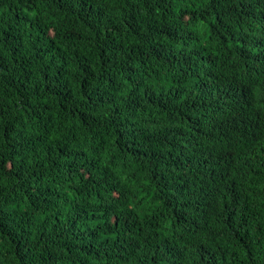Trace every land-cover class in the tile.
Listing matches in <instances>:
<instances>
[{
    "label": "trees",
    "instance_id": "obj_1",
    "mask_svg": "<svg viewBox=\"0 0 264 264\" xmlns=\"http://www.w3.org/2000/svg\"><path fill=\"white\" fill-rule=\"evenodd\" d=\"M247 36L264 0H0V264H264Z\"/></svg>",
    "mask_w": 264,
    "mask_h": 264
},
{
    "label": "clouds",
    "instance_id": "obj_2",
    "mask_svg": "<svg viewBox=\"0 0 264 264\" xmlns=\"http://www.w3.org/2000/svg\"><path fill=\"white\" fill-rule=\"evenodd\" d=\"M250 36L244 37L241 40L242 43V53L245 56V58L250 62L251 66L247 67L249 69L244 68L245 73L247 74L251 72L253 76L251 77H262L264 76V36L262 39H259L257 37L252 39H249ZM256 74V75H255ZM260 85V84H258ZM257 84L254 83V85H249L247 86L246 83L242 85L241 92H248L250 94V102L252 103H257L262 104L264 100V92L263 90L260 89V87ZM227 93L228 96H234L233 93ZM262 99V102L260 103V100ZM255 120L257 119H250L247 121V124L250 123H255ZM161 205L155 204L154 209H155V215H158V213H161ZM171 225V224H169ZM180 264H190V255H186L185 260L180 263Z\"/></svg>",
    "mask_w": 264,
    "mask_h": 264
},
{
    "label": "bare ground",
    "instance_id": "obj_3",
    "mask_svg": "<svg viewBox=\"0 0 264 264\" xmlns=\"http://www.w3.org/2000/svg\"><path fill=\"white\" fill-rule=\"evenodd\" d=\"M223 94V93H222ZM227 98V97H226ZM226 100V99H225ZM220 101V100H219ZM218 116V115H217ZM225 116V115H224ZM223 118V117H222ZM221 120V119H220ZM218 121V120H217ZM225 122V121H224ZM209 123V122H208ZM221 123V122H220ZM212 126V125H211ZM218 127V126H217ZM216 127V128H217ZM223 127V126H222ZM226 127V126H225ZM223 129V128H222ZM215 132V131H214ZM222 132V131H221ZM219 133V132H218ZM223 133V132H222ZM220 134V133H219ZM213 137H214V135H213ZM215 138V137H214ZM221 139H223V138H221ZM213 141V140H212ZM215 142V141H214ZM212 144V143H211ZM211 154V153H210ZM146 157V156H145ZM148 160V159H147ZM143 161V160H142ZM145 161V160H144ZM153 161V160H152ZM147 164V163H146ZM145 164V165H146ZM150 167V166H149ZM113 174V173H112ZM114 175V174H113ZM108 180H110V178L108 179ZM108 182V181H107ZM110 189V188H109ZM108 190V189H107ZM114 190V189H113ZM129 192H130V190H129ZM134 192V191H133ZM109 193V192H108ZM136 195V194H135ZM133 197V196H132ZM138 197V196H137ZM136 198V197H135ZM114 200V199H113ZM117 200V199H116ZM109 201V200H108ZM112 201V200H111ZM120 201V200H119ZM111 203H113V202H111ZM118 204V203H117ZM152 246V245H151ZM146 250V249H145ZM192 255V254H191ZM195 258V257H194ZM196 259V258H195ZM193 260V259H192ZM197 260V259H196ZM195 260V261H196ZM149 261V260H148ZM198 262V261H197ZM172 264V263H171ZM204 264V263H203Z\"/></svg>",
    "mask_w": 264,
    "mask_h": 264
}]
</instances>
